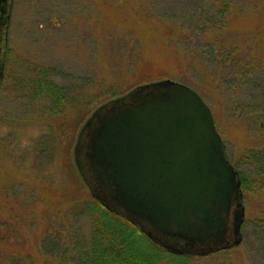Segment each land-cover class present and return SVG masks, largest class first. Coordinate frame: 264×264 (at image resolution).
Instances as JSON below:
<instances>
[{
  "label": "rangeland",
  "instance_id": "1",
  "mask_svg": "<svg viewBox=\"0 0 264 264\" xmlns=\"http://www.w3.org/2000/svg\"><path fill=\"white\" fill-rule=\"evenodd\" d=\"M162 79L190 86L209 107L237 170L243 218L237 244L203 253L159 245L153 264H264V0H11L0 222L17 233L2 232L0 257L87 264L90 203L105 206L78 168L79 131L100 105Z\"/></svg>",
  "mask_w": 264,
  "mask_h": 264
},
{
  "label": "water",
  "instance_id": "2",
  "mask_svg": "<svg viewBox=\"0 0 264 264\" xmlns=\"http://www.w3.org/2000/svg\"><path fill=\"white\" fill-rule=\"evenodd\" d=\"M10 5L0 0V77ZM74 154L92 194L158 245L203 253L239 242L237 170L190 86L162 79L100 105L82 125Z\"/></svg>",
  "mask_w": 264,
  "mask_h": 264
},
{
  "label": "trees",
  "instance_id": "3",
  "mask_svg": "<svg viewBox=\"0 0 264 264\" xmlns=\"http://www.w3.org/2000/svg\"><path fill=\"white\" fill-rule=\"evenodd\" d=\"M93 199L92 202L90 201L89 216L90 246L82 255L85 262L87 264H153L163 248L151 240L143 239L142 231L135 223L123 218L124 216L118 212L103 207ZM12 224L7 223L6 220L0 222V226H4L0 229V240L4 237L2 232L11 233L8 239L12 233H17L16 226ZM5 261H9L6 264H10L15 262V259L6 260L0 257V264Z\"/></svg>",
  "mask_w": 264,
  "mask_h": 264
},
{
  "label": "clouds",
  "instance_id": "4",
  "mask_svg": "<svg viewBox=\"0 0 264 264\" xmlns=\"http://www.w3.org/2000/svg\"><path fill=\"white\" fill-rule=\"evenodd\" d=\"M39 135H40L39 132H34L32 134V138L31 139H29L27 137H21L20 140H19V148L21 150H23L25 148H30L32 140L35 139V138H38Z\"/></svg>",
  "mask_w": 264,
  "mask_h": 264
}]
</instances>
